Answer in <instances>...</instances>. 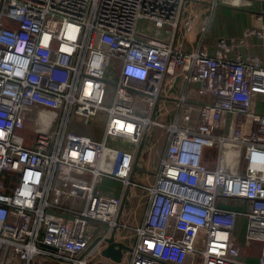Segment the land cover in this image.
I'll return each instance as SVG.
<instances>
[{
	"label": "built area",
	"instance_id": "1",
	"mask_svg": "<svg viewBox=\"0 0 264 264\" xmlns=\"http://www.w3.org/2000/svg\"><path fill=\"white\" fill-rule=\"evenodd\" d=\"M184 3L0 0V263L105 264L116 228L134 236L128 264H252L232 234L244 217L264 264V59L239 50L262 32L239 41L202 25L189 49ZM178 77L174 115L161 120L157 101ZM153 127L158 167L134 181ZM131 187L147 202L133 226L120 218Z\"/></svg>",
	"mask_w": 264,
	"mask_h": 264
},
{
	"label": "crops",
	"instance_id": "2",
	"mask_svg": "<svg viewBox=\"0 0 264 264\" xmlns=\"http://www.w3.org/2000/svg\"><path fill=\"white\" fill-rule=\"evenodd\" d=\"M184 5L185 6L183 8V15H195V17H193L192 19L193 27L189 33L190 41L187 42V47L189 49L192 47V45L197 42V39L200 35V27L202 25H206L208 28L211 29V31L216 34L225 37L232 36L239 41L245 39L243 37V33L245 30L256 27V30L262 32V35L248 36L247 41L249 44L246 45L243 43V46L240 45L239 50H241L243 53L258 54L264 59V13L262 12L263 14L259 15H255L254 13L255 10L264 11V3H253L246 8H235L233 6L225 5L223 3L214 5L212 3V0H185ZM79 129L80 131L85 130V128L82 127H79ZM147 165L148 169H150L148 160ZM148 172H150V170H148ZM101 184L104 187H113L114 192L118 193L119 184L117 182L105 180L102 181ZM132 188L133 187L128 190L127 196L123 204V209L120 214V218L126 221L131 226L141 222L144 215V211L147 207V202L145 199V203H143V205H140V207L143 206L141 213H135L134 206L130 201H128V195L131 193ZM143 196L145 197L144 193ZM242 218L238 217L236 220L237 223L235 224L240 225V229L235 232V239L238 245L236 253L237 255H241L243 260L252 264H256L258 262L260 253V243L258 241H253L249 245H246L244 243L243 234L245 227V219L243 218V220ZM129 237H131L134 241V236L131 235ZM103 262H105V264H122L121 261L115 262L110 258L103 259ZM124 264H128V262Z\"/></svg>",
	"mask_w": 264,
	"mask_h": 264
},
{
	"label": "rangeland",
	"instance_id": "3",
	"mask_svg": "<svg viewBox=\"0 0 264 264\" xmlns=\"http://www.w3.org/2000/svg\"><path fill=\"white\" fill-rule=\"evenodd\" d=\"M219 3L227 4L229 6H233L232 4H229V3L236 4V2L233 0H221ZM141 25H142V21L139 22V28ZM110 78L114 79L115 76H110ZM175 81H176V83L174 84V88L171 89L167 93H165L164 90H162L161 91V97L157 101L158 106H161L163 108V111L159 115L161 120L162 119H170L174 115L173 112L166 111V108H172L174 106V99L176 98L175 87L177 86V83L180 82V78L178 77L177 79H175ZM107 88H108V92H109L108 98H110V96L112 95V91H113V84L112 83L108 84ZM188 96L193 97V98H197V99H199L201 97L200 94L197 93L196 90H192L191 93L188 94ZM167 97L169 99H166ZM258 108L260 110H262V109L264 110V99L261 100V102L258 105ZM164 109H165V111H164ZM224 124L228 125V121H225ZM220 131L223 132L222 130H220ZM17 132H20V131H17ZM158 135H159V128L153 127L152 129L148 130L146 138L144 139V141L141 145V148H140V152H139L138 159H137V168L135 169V171L132 174V177H131L132 180L147 183L153 179L155 169L158 167L159 158L161 157L162 152H163V141H162L161 136L158 138ZM151 138H153V139H151ZM157 138H158L157 144L156 145H153V143L151 144V141L154 142ZM150 144H151V149H150ZM149 151H150V153H149ZM147 160H148V163L150 165V169H148ZM210 165L213 166L212 163ZM148 170H150V172H148ZM128 201H130L132 203V205L134 206L135 213L140 214L141 210L143 208V206L140 207V205H143V203H145V197L143 196L142 189L139 187H133L131 190V193L128 195ZM227 201L232 202L231 199H227ZM236 204H237V202L234 201L231 205H236ZM236 223H237V221H236ZM238 229H240V225L237 224V225H235L234 229L232 230V234L235 235L236 234L235 232L238 231ZM95 231H97V229ZM117 234H119V235L129 234V230H125V231H123V233H122V231L118 230ZM122 240L130 246H132L133 242H134L133 239L131 237H128V236L123 238ZM236 256L238 258L242 259L241 255L238 254ZM129 260H130V252L124 253L122 260H121V263L122 264L127 263V262H129ZM200 261H201V256L197 255V257L195 259V264H199Z\"/></svg>",
	"mask_w": 264,
	"mask_h": 264
},
{
	"label": "water",
	"instance_id": "4",
	"mask_svg": "<svg viewBox=\"0 0 264 264\" xmlns=\"http://www.w3.org/2000/svg\"><path fill=\"white\" fill-rule=\"evenodd\" d=\"M141 145H142V142L139 145L138 152H137V154L134 158V161H133L132 173L137 168V159H138V155L140 152ZM127 191H128V189H126V191L122 197L120 209L123 207V204H124V201H125V198L127 195ZM105 241H106V245L102 248L101 254L105 257L112 259L115 262L121 261L124 251L131 250L130 245L126 244L122 239L116 238V228H114L110 232V234L106 237ZM0 264H3V263H0Z\"/></svg>",
	"mask_w": 264,
	"mask_h": 264
}]
</instances>
